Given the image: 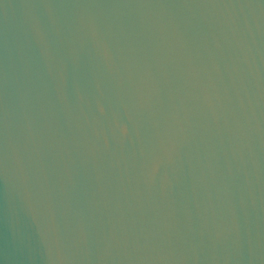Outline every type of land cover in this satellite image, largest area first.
I'll use <instances>...</instances> for the list:
<instances>
[{
    "label": "water",
    "instance_id": "obj_1",
    "mask_svg": "<svg viewBox=\"0 0 264 264\" xmlns=\"http://www.w3.org/2000/svg\"><path fill=\"white\" fill-rule=\"evenodd\" d=\"M0 264H264V0H0Z\"/></svg>",
    "mask_w": 264,
    "mask_h": 264
}]
</instances>
